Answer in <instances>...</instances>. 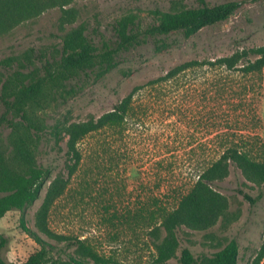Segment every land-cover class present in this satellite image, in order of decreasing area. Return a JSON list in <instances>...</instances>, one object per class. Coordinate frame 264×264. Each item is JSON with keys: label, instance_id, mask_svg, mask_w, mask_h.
<instances>
[{"label": "rangeland", "instance_id": "obj_1", "mask_svg": "<svg viewBox=\"0 0 264 264\" xmlns=\"http://www.w3.org/2000/svg\"><path fill=\"white\" fill-rule=\"evenodd\" d=\"M229 1L242 3L226 21L204 28L187 40L175 37L172 46L159 53L151 42L130 49L116 59L115 68L106 75L80 77L65 90L58 89L57 100L40 112L47 125L68 126L97 119L133 93V114L131 117L130 109L124 132L101 131L80 143L84 160L50 211L52 231L85 240L122 264H150L152 243L156 241L151 232L154 225L131 223L126 218L137 211L145 214L146 209L156 210L153 199H158V206H173L179 194L192 185L200 167L212 158L217 132L240 127L245 129L242 134L256 135L264 141V69L262 98L253 105L258 122L251 114L246 119L249 106L233 110L237 100H213L214 72L209 69L192 70L156 85L149 83L186 61L264 45V0H206L210 5ZM198 5V0H76L66 7L76 14L72 22L61 21L59 8L47 10L0 37V74H6L1 61L7 57L30 49L54 55L60 48V35L80 24L97 43L102 37H112V24L128 11L140 15L145 26L151 23L149 10ZM39 66L34 62L31 69L38 71ZM232 75L233 82L247 81ZM231 123L239 126L234 128ZM8 133L0 127V145L6 142ZM51 147V143L44 144L38 159L43 165H51L56 175L63 172L64 143L60 152ZM214 188L228 200L226 215L204 231L181 228L180 246L194 255L211 254L236 240L238 264H249L264 234V197L254 205L245 201L238 189L252 198L258 190L234 170ZM44 193L25 212L26 227L34 232V214ZM19 218L18 211L0 218V234L8 238L5 258L10 264H22L38 249L20 229ZM159 235L162 238L164 232ZM167 264L179 263L172 259ZM260 264H264V258Z\"/></svg>", "mask_w": 264, "mask_h": 264}, {"label": "trees", "instance_id": "obj_2", "mask_svg": "<svg viewBox=\"0 0 264 264\" xmlns=\"http://www.w3.org/2000/svg\"><path fill=\"white\" fill-rule=\"evenodd\" d=\"M74 1L0 0V37L53 8L61 10L62 22H72L76 14L66 7ZM198 3L197 7L179 10H149L147 16L151 23L145 26L140 15L128 11L112 24V37H102L97 43L95 37L86 33L87 27L80 24L60 35V48L54 55L46 56L30 49L1 61L6 74H0V127L9 133L6 142L0 145V218L10 211L20 212V229L38 246L22 264H122L85 240L55 233L49 227V217L55 201L64 194L83 163L80 143L101 131L124 132L130 109L131 117L133 114V93L97 119L68 126L47 125L40 112L57 100L58 89L65 90L80 77L100 78L109 73L122 53L147 42H151L155 53L162 52L172 46L175 37L187 40L204 28L226 21L242 2L210 5L206 0H198ZM34 62L40 65L38 71L31 69ZM199 69L214 72L211 84L214 101L237 100L233 110L249 106L246 119L251 114L253 121L258 122L253 105L259 103L263 94L264 45L236 49L229 55L211 59L186 61L149 83L167 82ZM232 74L247 81L233 82ZM239 128L216 133L217 147L212 158L200 167L192 185L179 194L173 206H158V199H153L151 204L157 206L156 210L146 209L145 214L137 211L125 217L131 223L154 225L151 232L156 241L152 243L154 255L150 264H167L172 259L179 264H238L236 240H230L211 254L194 255L188 248H181L178 231L181 228L204 231L226 215L228 200L214 186L223 182L232 170L258 190L252 198L238 189L245 201L254 205L264 197V141L256 135L242 134L245 129ZM49 143L58 152L64 143L63 172L56 175L51 165H43L38 159L42 146ZM43 190L42 202L34 214L37 229L34 232L26 227L25 212ZM7 246L8 238L0 234V264H10L5 258ZM263 258L264 234L249 264H260Z\"/></svg>", "mask_w": 264, "mask_h": 264}]
</instances>
